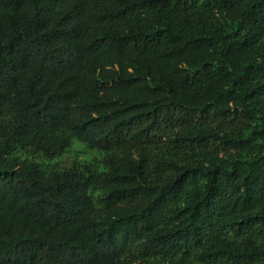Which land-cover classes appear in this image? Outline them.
Listing matches in <instances>:
<instances>
[{"label": "trees", "instance_id": "1", "mask_svg": "<svg viewBox=\"0 0 264 264\" xmlns=\"http://www.w3.org/2000/svg\"><path fill=\"white\" fill-rule=\"evenodd\" d=\"M0 264H264V0H0Z\"/></svg>", "mask_w": 264, "mask_h": 264}, {"label": "rangeland", "instance_id": "2", "mask_svg": "<svg viewBox=\"0 0 264 264\" xmlns=\"http://www.w3.org/2000/svg\"><path fill=\"white\" fill-rule=\"evenodd\" d=\"M96 152L87 149L81 143L74 141L70 149L60 158L61 164L69 166L73 160L95 162Z\"/></svg>", "mask_w": 264, "mask_h": 264}]
</instances>
